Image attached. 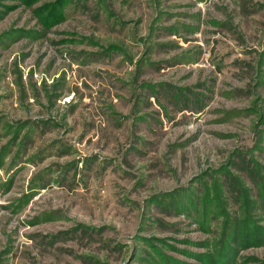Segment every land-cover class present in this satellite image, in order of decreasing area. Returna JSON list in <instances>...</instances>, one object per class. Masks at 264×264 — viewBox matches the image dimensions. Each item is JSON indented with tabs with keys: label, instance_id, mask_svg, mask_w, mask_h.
<instances>
[{
	"label": "rangeland",
	"instance_id": "1",
	"mask_svg": "<svg viewBox=\"0 0 264 264\" xmlns=\"http://www.w3.org/2000/svg\"><path fill=\"white\" fill-rule=\"evenodd\" d=\"M0 264H264V0H0Z\"/></svg>",
	"mask_w": 264,
	"mask_h": 264
}]
</instances>
